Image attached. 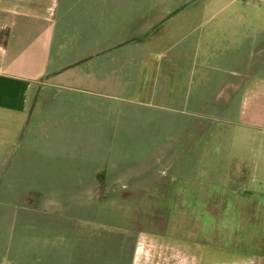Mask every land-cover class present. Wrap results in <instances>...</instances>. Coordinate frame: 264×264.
Masks as SVG:
<instances>
[{
  "label": "rangeland",
  "instance_id": "rangeland-1",
  "mask_svg": "<svg viewBox=\"0 0 264 264\" xmlns=\"http://www.w3.org/2000/svg\"><path fill=\"white\" fill-rule=\"evenodd\" d=\"M117 1L166 12L162 43L149 42L139 90L67 92L82 107L67 104L39 124L55 159L41 160L40 150L33 167L10 174L33 170L26 181L56 190L49 213L12 211L8 199L0 206V250L13 249L7 258L0 252V264L34 245L42 250L37 264H264V65L240 102L199 120L194 106L211 84L193 72L190 45L199 35L217 49L233 47L245 32L249 51L264 41V0ZM177 52L183 59L169 62ZM255 61L248 53L247 65ZM204 72L211 78L215 68Z\"/></svg>",
  "mask_w": 264,
  "mask_h": 264
},
{
  "label": "crops",
  "instance_id": "crops-1",
  "mask_svg": "<svg viewBox=\"0 0 264 264\" xmlns=\"http://www.w3.org/2000/svg\"><path fill=\"white\" fill-rule=\"evenodd\" d=\"M83 1L0 0V206L8 199L14 206L12 211L24 205L49 213L46 204L53 200L54 185L26 181L32 178L33 170L27 175L10 173L13 167H33V157L40 150L46 156L41 160L48 163L55 159L54 150L47 147V128L40 133L39 124L48 126L53 112L62 115L67 104L82 107L84 103L77 98L65 100L67 92L103 95L135 91V75H145L148 70L149 42L162 43L167 13L158 7L127 5L126 0V5L117 0H107L108 5H82ZM235 39L233 47L228 43L220 49L214 47L213 40L199 35L190 43L193 72L198 81L202 78V84H211L194 106L199 120L224 113L236 99L240 102L251 74L264 65V41L257 46L258 41L251 43L248 51L245 32ZM176 42L171 41L168 48ZM215 50L217 59L212 61L208 54L214 56ZM248 53L254 55L255 65H247ZM180 59L177 52L169 62ZM209 66L215 68L211 78L204 72ZM169 73L174 75L173 70ZM64 193L62 189L63 197ZM10 219L15 220L14 214ZM38 248L29 246V255L24 257L17 247L13 263L37 264L42 251ZM9 250L13 251L1 248L2 258L9 257Z\"/></svg>",
  "mask_w": 264,
  "mask_h": 264
}]
</instances>
